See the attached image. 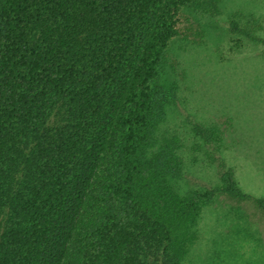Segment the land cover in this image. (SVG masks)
Instances as JSON below:
<instances>
[{"label":"trees","instance_id":"obj_1","mask_svg":"<svg viewBox=\"0 0 264 264\" xmlns=\"http://www.w3.org/2000/svg\"><path fill=\"white\" fill-rule=\"evenodd\" d=\"M222 2L0 0V264H182L216 196L264 212L220 156L217 183L181 192L180 138L160 134L168 50ZM226 30L264 54V14Z\"/></svg>","mask_w":264,"mask_h":264},{"label":"rangeland","instance_id":"obj_2","mask_svg":"<svg viewBox=\"0 0 264 264\" xmlns=\"http://www.w3.org/2000/svg\"><path fill=\"white\" fill-rule=\"evenodd\" d=\"M236 10L264 14V0H223L218 16L197 18L203 39L176 40L163 65L160 134L180 138L181 192L217 183L220 156L244 191L264 198V54L248 44L231 47L226 22ZM195 125L218 139L205 144ZM196 229L182 264H264V212L254 201L218 195L202 208Z\"/></svg>","mask_w":264,"mask_h":264}]
</instances>
